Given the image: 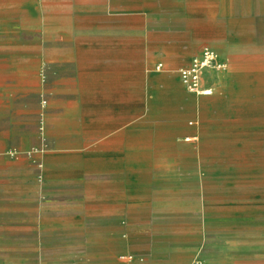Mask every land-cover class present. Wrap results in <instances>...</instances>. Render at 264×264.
<instances>
[{
    "label": "rangeland",
    "instance_id": "374dc122",
    "mask_svg": "<svg viewBox=\"0 0 264 264\" xmlns=\"http://www.w3.org/2000/svg\"><path fill=\"white\" fill-rule=\"evenodd\" d=\"M135 1L113 4L112 20L105 0H0V135L44 166L53 158L60 203L82 205L94 258L264 264V0H186L199 24L178 0ZM140 7L158 16L142 22ZM195 27L213 31L204 39L215 48L227 41L225 74L241 85L234 107L197 116L193 93L171 83ZM189 120L201 122V140L185 141Z\"/></svg>",
    "mask_w": 264,
    "mask_h": 264
},
{
    "label": "crops",
    "instance_id": "0c3cea01",
    "mask_svg": "<svg viewBox=\"0 0 264 264\" xmlns=\"http://www.w3.org/2000/svg\"><path fill=\"white\" fill-rule=\"evenodd\" d=\"M122 1L105 0L104 16L112 20L118 18L120 9L112 7V5L122 3ZM144 1L138 0V3L144 4ZM176 4L184 20L195 22V24L203 22V15L199 11L187 7L186 0H178ZM108 8L110 9L108 10ZM155 16L158 14L145 7H140L136 11V17L142 22ZM195 29L193 33L200 35L198 38L190 40L187 53L183 56L186 64L182 67L189 65L193 58L190 57V53L197 50L202 44L212 46L219 59L227 61L225 53L229 50L227 41L220 38L218 40L220 49L215 48L210 39H204V36L212 35L213 31L203 32L198 27ZM106 31L109 34H116L125 30L110 27ZM126 31L149 33L148 26L140 30L128 29ZM143 47L144 49H153L149 43ZM208 71L211 72V76H203L202 84L204 87L214 88L211 84L215 83L217 93L214 94L213 89V94L203 95L206 98L190 94L188 101L193 116L201 115L203 111L215 105L225 104L234 107L235 102L241 100L236 94L241 85L235 75L229 71L225 74L226 70L209 69ZM102 77L103 72L99 71V79L101 80ZM152 77L156 82H161V75L152 74ZM171 83L178 88L181 85L188 91L181 83L180 77L176 80L173 76ZM159 86L160 84L155 88L154 100L155 97L157 99L162 97L163 92ZM100 107L107 106L101 105ZM119 107V104L116 103L111 108L117 111ZM149 108L152 109V107ZM101 109L103 108L99 109L102 112ZM200 123L189 120L186 125L189 127L190 133L186 134V137L184 135L185 141H190L188 138L193 139L192 141L203 138V126ZM25 151V148H17L12 144L9 132L0 135V264H94L97 261L98 264H118L115 256L94 258L95 254H92L85 246L87 241L83 239V234L85 228L87 229L86 222L78 213L82 205L60 203L58 166L53 158L44 156L45 163H47L44 166L43 157L35 158L31 155L21 154ZM102 158L105 161L117 162L118 160L117 155H108Z\"/></svg>",
    "mask_w": 264,
    "mask_h": 264
},
{
    "label": "built area",
    "instance_id": "2783aa9c",
    "mask_svg": "<svg viewBox=\"0 0 264 264\" xmlns=\"http://www.w3.org/2000/svg\"><path fill=\"white\" fill-rule=\"evenodd\" d=\"M222 71L225 69L223 61L216 59L215 53L209 48L201 51V55L192 59L189 65L180 68L179 77L184 87L191 93L202 95L213 94L212 87H204L202 79L206 70Z\"/></svg>",
    "mask_w": 264,
    "mask_h": 264
},
{
    "label": "bare ground",
    "instance_id": "6f19581e",
    "mask_svg": "<svg viewBox=\"0 0 264 264\" xmlns=\"http://www.w3.org/2000/svg\"><path fill=\"white\" fill-rule=\"evenodd\" d=\"M210 49V48H209ZM214 51V50H213ZM214 53H215V56H216V59L217 60H219V61H223V62H225L226 63V61H224V60H222V59H219V56H218V54L214 51ZM225 68L227 69V63L225 64ZM193 94H195V95H197L198 96V94L197 93H193ZM194 137V136H193ZM188 140H190V141H192L193 139H191V138H188Z\"/></svg>",
    "mask_w": 264,
    "mask_h": 264
}]
</instances>
